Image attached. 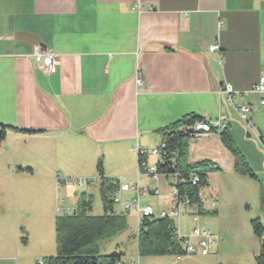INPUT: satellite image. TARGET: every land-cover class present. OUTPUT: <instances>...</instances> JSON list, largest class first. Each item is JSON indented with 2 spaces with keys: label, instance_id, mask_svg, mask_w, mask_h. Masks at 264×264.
<instances>
[{
  "label": "crops",
  "instance_id": "1",
  "mask_svg": "<svg viewBox=\"0 0 264 264\" xmlns=\"http://www.w3.org/2000/svg\"><path fill=\"white\" fill-rule=\"evenodd\" d=\"M215 44L220 52L211 53ZM36 47L59 56L54 74L34 60ZM263 75L264 0H0L6 135L38 142L40 151L58 153L64 168L96 176L100 185L99 163L108 179L118 173L135 178L136 150H154L185 117L227 118V131L257 180L235 171L216 133L186 141L183 165L206 164L199 169L208 173L206 211L221 218L228 198L245 194L247 223L259 220L264 228V107L253 91ZM226 84L235 90L232 105ZM243 104L252 110L253 131L237 113ZM165 180L172 193L174 181ZM161 186L160 179L155 192ZM247 249L259 253L254 233Z\"/></svg>",
  "mask_w": 264,
  "mask_h": 264
},
{
  "label": "rangeland",
  "instance_id": "2",
  "mask_svg": "<svg viewBox=\"0 0 264 264\" xmlns=\"http://www.w3.org/2000/svg\"><path fill=\"white\" fill-rule=\"evenodd\" d=\"M66 166L67 169L63 167L58 153L49 152L47 147L40 151L38 142H28L13 134L6 135L1 142L0 264H37L55 257L58 251L55 223L59 213L77 208L88 196L92 197L90 214L103 215L99 184L96 182L92 188L89 186V180H96V176L72 173L70 165ZM59 176L64 180L70 179L71 184L59 183ZM114 176L120 179L121 184L130 183L133 186L138 172L133 179H128L123 173ZM78 180H83L84 185L80 186ZM161 185L158 194H148L141 199V208L150 207L155 216L173 208L172 193L165 178H161ZM141 186L150 187L154 193L156 182L143 178ZM134 193L122 194V201H132L136 196ZM205 196L212 198L209 188L205 190ZM245 200V194L228 198L221 218L206 215L195 223L194 218L185 213L180 222L176 221L182 236H189L195 227L212 231L215 243L210 257L167 255L140 258L135 239L138 232L135 211H127L128 230L101 243L100 254H122V260L128 264L138 260L140 264H255L256 257L247 249V240L253 229L246 221L249 210ZM116 210L126 212L120 205H116Z\"/></svg>",
  "mask_w": 264,
  "mask_h": 264
},
{
  "label": "trees",
  "instance_id": "3",
  "mask_svg": "<svg viewBox=\"0 0 264 264\" xmlns=\"http://www.w3.org/2000/svg\"><path fill=\"white\" fill-rule=\"evenodd\" d=\"M204 121L199 116H188L167 129L161 139L165 144L164 153L160 163L157 164V173L172 179V188L179 191L180 196L187 197L192 206H196L200 216L216 215L209 213L200 204L199 193L209 187L208 173L199 169L206 166L201 163L192 167H184L183 162L187 156V142L191 139L197 123ZM7 129L0 126V144L6 137ZM223 146L235 159V171L251 179L257 180L253 171L246 162L243 154L237 148L235 141L228 131L220 135ZM175 162V164H173ZM99 192L103 204V215L92 216V197L81 201L72 212L59 215L56 219L57 255L42 264H125L122 254H100V244L109 241L128 230V212H117L114 202L118 192L120 179H108L104 176L102 163L98 165ZM180 173L181 178H175ZM195 173L199 182L193 185L191 175ZM264 210V200L262 201ZM254 235L260 241V250L255 258V264H264V228L259 220L251 222ZM138 245L139 257H157L175 255L187 256L179 238V229L174 220L160 216L143 219L135 235ZM38 264V263H37Z\"/></svg>",
  "mask_w": 264,
  "mask_h": 264
},
{
  "label": "built area",
  "instance_id": "4",
  "mask_svg": "<svg viewBox=\"0 0 264 264\" xmlns=\"http://www.w3.org/2000/svg\"><path fill=\"white\" fill-rule=\"evenodd\" d=\"M211 53L220 52V47L218 44H215L210 47ZM34 60L41 64L44 69V73L47 75L54 74L58 67L60 66L59 56L56 55L53 51L42 49L41 47H36L32 54ZM221 61H224V57L220 54ZM137 83L141 84V80L138 78ZM253 91L261 96L260 104L264 107V75L259 80L258 84L254 87ZM224 93L228 97V103L230 105L233 104V97L235 95V90L230 84H226ZM248 94V93H247ZM237 113L241 120L247 125L250 130H254V124L251 119L252 110L248 104H243L237 109ZM227 118H221L215 122H205L202 121L197 123L195 126V131L193 135H191V139H197L203 137L208 134L216 133L220 135L227 131ZM261 142L264 144V139H260ZM139 158V171L137 176V184L135 186H131L129 184H120L118 192L115 196V204L120 205L123 210L125 211H135L137 214L138 226L142 225L143 219L147 217H153V211L150 207L146 209L141 208L140 199L142 196L148 195L153 193L149 188H144L140 186V181L142 177H149L155 182H158L161 178H166V176L159 175L157 173V164L160 161L163 163L162 157L164 153H166V147L164 143H160L154 150H146V149H137L136 150ZM153 157L156 159V163L154 165H149L148 158ZM175 164V162H173ZM59 183L61 182L64 185L66 182L71 184L70 179H61L58 177ZM175 178H181L180 173H177ZM80 186L84 185L83 180L77 181ZM191 182L193 185H196L199 182V177L192 173L191 175ZM95 180H89L90 188L93 187ZM206 190V189H205ZM205 190H202L199 193V201L202 207L207 203V198L205 196ZM134 191L136 193V197L130 202H123L122 201V194ZM158 194V191L155 192ZM172 204L173 208L170 212H162L159 216L162 218H168L171 220H180L185 213L191 215L196 222L199 221L200 215L198 214L196 206H192L190 200L187 197L180 196L179 191L175 188H172ZM216 202H212V206L215 207ZM73 210L70 209L68 211L60 212L59 215H64L67 212H72ZM179 238L181 240L182 246L185 249L187 255H195L200 254L201 256H208L211 252V249L215 243L213 240V234L208 229H194L189 236H182L179 232ZM38 264H42L39 262ZM132 264H140L139 261H135Z\"/></svg>",
  "mask_w": 264,
  "mask_h": 264
}]
</instances>
